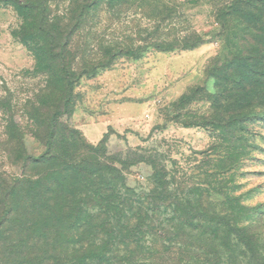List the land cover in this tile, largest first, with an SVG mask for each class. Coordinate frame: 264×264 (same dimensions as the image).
Masks as SVG:
<instances>
[{
	"label": "rangeland",
	"instance_id": "rangeland-1",
	"mask_svg": "<svg viewBox=\"0 0 264 264\" xmlns=\"http://www.w3.org/2000/svg\"><path fill=\"white\" fill-rule=\"evenodd\" d=\"M234 1L0 0V264L119 263L147 196L264 233V68Z\"/></svg>",
	"mask_w": 264,
	"mask_h": 264
},
{
	"label": "trees",
	"instance_id": "trees-1",
	"mask_svg": "<svg viewBox=\"0 0 264 264\" xmlns=\"http://www.w3.org/2000/svg\"><path fill=\"white\" fill-rule=\"evenodd\" d=\"M224 9H227L226 13L222 12L224 17L231 19L234 16L240 20L244 34L256 39L249 46L258 48L250 50L256 61L251 63L248 58L240 65L243 63L242 67L247 68V79L259 81L262 76L257 70L264 68V0H235ZM223 16L220 13V17ZM245 21L255 23L244 25ZM224 25L221 24L222 28ZM231 36L239 54L249 52L243 44V36ZM156 48L165 49L162 46ZM235 63L224 62L222 67H235ZM181 201L159 203L147 196L138 207L130 205L121 211L129 230L120 232L124 249L119 252V263L115 264H264V233L252 230L249 224L242 225L240 213H245L244 207L237 209V205L235 212L228 210L226 214L222 211L221 216H209L200 202ZM113 261L111 258L107 264H114Z\"/></svg>",
	"mask_w": 264,
	"mask_h": 264
}]
</instances>
